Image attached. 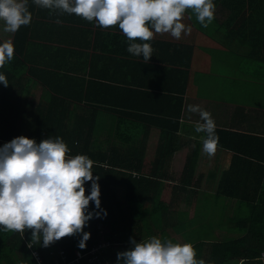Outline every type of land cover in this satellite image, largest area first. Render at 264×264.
Instances as JSON below:
<instances>
[{
    "label": "crops",
    "instance_id": "1",
    "mask_svg": "<svg viewBox=\"0 0 264 264\" xmlns=\"http://www.w3.org/2000/svg\"><path fill=\"white\" fill-rule=\"evenodd\" d=\"M260 8L262 12L263 4ZM28 10L32 19L24 26L26 44L21 53L27 68L32 73L46 74L47 82L50 75L73 78L76 87L72 93L89 86L78 97L81 99L59 95L66 100L64 104L71 106L73 120L87 117L95 104L120 110L117 118L115 112L98 111L95 133H83L84 140L90 142L89 154L110 151L115 147L112 140L119 137L116 148L124 162L132 166L143 157L142 170L161 183L160 198L152 203L149 214L151 227L148 232L145 229L147 235L141 241L155 236L162 242L200 244V257L208 260L210 243L237 234L230 222L235 200L217 194L219 181L234 156L247 160L251 169H257L264 178V62L247 57V49L236 45L238 40L226 43L220 29L225 24L223 18L229 16L225 15L226 7H217L219 22L212 21L207 28L187 10L182 23L190 27V33L182 34L180 39L167 33L155 34L149 41L154 51L148 62L127 52L129 42L118 26L101 28L95 21L59 14V10L50 15L49 9L35 5L33 0H28ZM242 10L248 11L244 7ZM251 14L255 17L258 12ZM57 19L61 23H56ZM232 22L237 24V18ZM250 24L264 25V13ZM13 35L5 32L0 22L2 41L13 42ZM216 70L219 76L213 75ZM47 92L55 98L56 93L49 87L38 85L34 99L45 103ZM88 93L89 99L85 100ZM189 105L209 111L215 121L219 144L212 157L202 151L205 133L195 131L202 121L198 113L187 111ZM224 133L259 140L238 143L237 147L247 152L234 153L220 145L231 140ZM100 141L104 142L98 145ZM188 158L192 163L187 162ZM186 162L192 169L183 171ZM183 172L185 177L181 176ZM229 201L232 205L226 209L224 204ZM131 247L129 241H124L120 252Z\"/></svg>",
    "mask_w": 264,
    "mask_h": 264
},
{
    "label": "trees",
    "instance_id": "2",
    "mask_svg": "<svg viewBox=\"0 0 264 264\" xmlns=\"http://www.w3.org/2000/svg\"><path fill=\"white\" fill-rule=\"evenodd\" d=\"M213 2L215 23L219 22L216 9L220 4L226 7L225 15H229L223 18L225 24L220 27L223 29L226 43L232 44L234 40H238L240 43L236 45L247 49V57L264 62V25L250 24L259 19L260 13H264V0H213ZM261 4H263V11L259 12ZM243 7L248 11H243ZM252 7L254 9L249 11ZM253 12L258 14L254 17V14H251ZM193 16L195 19L194 13ZM234 18H237V24H233ZM193 23L195 24L194 20ZM26 33L27 28L24 26L14 33L12 42L14 57L0 68V73L6 76L9 83L8 87L0 84V147L19 136L34 139L37 144L47 138H62L69 148L68 155H86L94 162L93 176L100 177L97 181L100 189V208L97 209L94 202L89 204L88 211L93 212V218L84 228L85 232L90 233L84 249L78 247L82 234L62 238L48 247H43L41 240L39 245L29 248L30 230L26 231L22 237L19 233L5 232L0 228V264H63L64 260L66 264H117L118 252L104 241L115 242L119 237L125 242H130V238L139 242L146 237L147 234L144 231L146 229L148 232L149 228H135L136 221L149 220L152 203L155 204L159 200L162 192V187L159 186L161 183L154 175L142 170L143 157L137 159L132 166L124 162L119 148H116L119 137L112 140L115 147L110 151L89 154L87 149L90 142L84 140L83 133H88V136L95 133L98 122L95 119L98 111H112L111 114L116 113L117 118L120 116V110L95 104L87 117L82 116L73 120L71 106L68 103L64 104L66 100L60 99L59 95L61 97L71 95L81 99L78 97L84 90L85 92L89 90V86L85 89L78 88L72 93L76 87L73 78L50 75L47 82L46 74L32 73L27 68L24 58H21L26 44ZM0 43H3L1 38ZM38 85L42 88L49 87L59 99L57 100L56 96L53 99L47 92L48 101L44 103L41 99H37L38 102L34 96ZM51 85L55 88L50 87ZM88 97L89 93L84 99H89ZM180 107L181 103H179ZM177 113L179 114V111ZM98 126L103 124L98 123ZM119 126L118 122L116 129ZM224 135L229 136L231 140L220 142V145L234 153L247 152L237 147L238 143H249L252 139L259 140L236 133H224ZM237 136L243 137L241 139L246 141H240L241 139ZM187 162H191V158H188ZM187 162L183 171L192 169V165L188 163L187 166ZM250 164L241 156L235 155L232 165L219 181L218 196L235 200L236 209L230 222L236 226L237 234L234 237L210 243L208 260H204L205 264H263L264 178L257 169L253 171ZM185 173L183 172L181 176L185 177ZM120 186L124 188L122 199H118L115 189ZM84 187L86 194H90L91 182H86ZM97 212H100V216L95 215ZM104 212L107 213L106 216ZM200 247V244L194 245L197 259H202ZM34 252L38 253L40 261L35 260Z\"/></svg>",
    "mask_w": 264,
    "mask_h": 264
},
{
    "label": "clouds",
    "instance_id": "3",
    "mask_svg": "<svg viewBox=\"0 0 264 264\" xmlns=\"http://www.w3.org/2000/svg\"><path fill=\"white\" fill-rule=\"evenodd\" d=\"M39 7L49 9L50 15L75 14L89 22L95 21L101 28L118 26L127 37V52L143 57L148 62L154 49L149 41L155 34H170L180 39L190 33L182 20L191 10L201 26L207 28L215 18L213 0H33ZM32 19L28 0H0V22L4 31L15 33L27 26ZM61 23L59 19L55 21ZM139 41V42H137ZM14 57L11 40L0 43V68ZM0 84L8 87L6 76L0 73ZM189 113H198L202 123L195 131L205 133L202 151L209 157L215 155L219 137L216 124L209 111L199 105H189ZM69 148L60 137L47 138L39 144L24 136L13 138L0 147V228L23 237L31 231L28 247H48L62 238L82 234L78 243L86 247L90 233L84 228L93 212L90 202L100 208V189L93 176L94 162L86 155H68ZM91 182L90 194H86V182ZM105 216L106 212L103 213ZM100 216V212L95 213ZM124 233V232H123ZM107 241V240H106ZM117 251V264H205L196 258L191 243H173L155 236L136 242L120 252L124 241H107Z\"/></svg>",
    "mask_w": 264,
    "mask_h": 264
},
{
    "label": "rangeland",
    "instance_id": "4",
    "mask_svg": "<svg viewBox=\"0 0 264 264\" xmlns=\"http://www.w3.org/2000/svg\"><path fill=\"white\" fill-rule=\"evenodd\" d=\"M215 74H219V70H216L213 73L214 76H219V75H215ZM253 89H255V90L260 92L259 88L253 87ZM44 94L48 95L47 93H44ZM102 142H104V141H100L97 144L101 145ZM115 189H116V194H117L118 199H122L123 198V194H124V188L120 186V187H116ZM231 205H232V202H230V201L228 203L224 204L226 209H228ZM123 224H124L125 227H127V225H125V222H123ZM150 227H151V222L149 220L143 219L142 221H139V220L136 221L135 228H150ZM263 264H264V261H263Z\"/></svg>",
    "mask_w": 264,
    "mask_h": 264
},
{
    "label": "built area",
    "instance_id": "5",
    "mask_svg": "<svg viewBox=\"0 0 264 264\" xmlns=\"http://www.w3.org/2000/svg\"><path fill=\"white\" fill-rule=\"evenodd\" d=\"M104 242H105L107 245H109V242H107V241H104ZM78 255H79V254H78ZM34 258H35V260L40 261V257H39V255H38L37 252H34ZM63 264H66V263H65V260H64Z\"/></svg>",
    "mask_w": 264,
    "mask_h": 264
}]
</instances>
